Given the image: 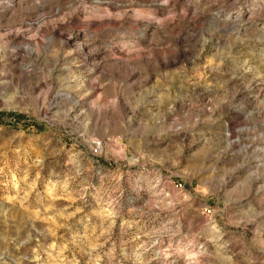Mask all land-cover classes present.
I'll return each instance as SVG.
<instances>
[{
  "label": "rangeland",
  "instance_id": "obj_1",
  "mask_svg": "<svg viewBox=\"0 0 264 264\" xmlns=\"http://www.w3.org/2000/svg\"><path fill=\"white\" fill-rule=\"evenodd\" d=\"M0 264H264V0H0Z\"/></svg>",
  "mask_w": 264,
  "mask_h": 264
}]
</instances>
